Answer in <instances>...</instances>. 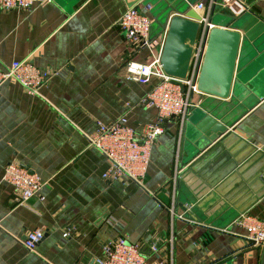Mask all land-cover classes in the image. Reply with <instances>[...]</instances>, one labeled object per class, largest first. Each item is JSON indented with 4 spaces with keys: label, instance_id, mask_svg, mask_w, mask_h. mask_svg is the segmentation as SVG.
<instances>
[{
    "label": "crops",
    "instance_id": "1",
    "mask_svg": "<svg viewBox=\"0 0 264 264\" xmlns=\"http://www.w3.org/2000/svg\"><path fill=\"white\" fill-rule=\"evenodd\" d=\"M174 1L184 14L210 10L211 0ZM237 1L231 9L218 2L210 15L228 26L238 15L251 33L232 95L192 93L191 113L162 123L145 187L106 178L108 159L88 135L98 122L125 117L141 138L156 121L157 108L142 100L159 79L135 81L127 64L161 56L168 1L49 0L29 11L0 9V69L17 60L57 72L35 95L16 79L0 87V264H103V245L119 238L140 245L145 264H261L262 251L247 246L234 221L245 213L264 218V0ZM133 6L152 19L153 47L132 45L120 27ZM200 109L227 128L203 148ZM9 163L44 183L26 204L4 180ZM34 230L44 238L30 251L24 242Z\"/></svg>",
    "mask_w": 264,
    "mask_h": 264
},
{
    "label": "built area",
    "instance_id": "2",
    "mask_svg": "<svg viewBox=\"0 0 264 264\" xmlns=\"http://www.w3.org/2000/svg\"><path fill=\"white\" fill-rule=\"evenodd\" d=\"M209 5L207 17L202 23H209L212 4ZM49 0H0V9L32 10L36 6L45 5ZM227 8L237 0H224ZM194 7L199 8L198 5ZM148 10L151 5L146 6ZM120 27L125 32L128 41L142 48L153 47L152 19L138 7H131L120 18ZM207 46V32L203 29L194 48L193 60L189 77L180 79L167 75L157 57L151 63L130 61L127 64L129 77L143 84H150L153 77L159 79L158 83L151 85L142 102L145 105L156 107L157 119L150 123L143 137L139 138L127 119L122 117L113 123L98 122L96 131L88 135L89 143L100 150L108 159L109 168L104 174L106 178H127L139 186L145 187L148 165L152 148L158 138L165 132L162 123L173 117H187L191 113L193 103L192 93L198 92L197 78L204 59ZM57 72L42 71L30 61H13L6 69H0V87L11 79H16L32 94H38ZM4 180L11 183L21 193V203L26 204L44 187L42 179L37 173L17 163H9L5 167ZM235 225L245 229L244 234L247 246L262 251L264 246V218L259 219L247 213L242 214L234 221ZM64 236H69L66 232ZM44 238L41 230L30 231L24 245L34 251L37 244ZM105 259L103 264H145L147 260L143 248L126 238L109 241L103 245ZM157 252V247L151 248ZM164 264V263H163Z\"/></svg>",
    "mask_w": 264,
    "mask_h": 264
},
{
    "label": "water",
    "instance_id": "3",
    "mask_svg": "<svg viewBox=\"0 0 264 264\" xmlns=\"http://www.w3.org/2000/svg\"><path fill=\"white\" fill-rule=\"evenodd\" d=\"M167 1L168 8L172 12L168 16L167 31L160 56L164 72L180 79L189 77L195 45L201 31L206 29L207 46L197 78L198 91L219 99L230 98L236 83L240 52L243 43L249 38L247 35L250 33L249 27L242 24V18L240 19L238 15L231 14L230 26L219 24L212 17L209 23L204 25L203 17L195 9L184 14V11H176L177 4L174 0ZM215 2L211 10L212 16L220 11L217 3L223 4V0H215ZM255 20L256 18L252 17L251 21ZM198 113L199 130L202 133L200 136L204 137L200 147L203 148L217 140L219 133H224L227 128L221 125L222 123L218 125L217 119L208 112H202L200 109ZM221 144H226V139H222L216 147ZM190 210L197 212L195 208ZM187 217L195 218L190 212L187 213ZM261 264H264V246L261 252Z\"/></svg>",
    "mask_w": 264,
    "mask_h": 264
}]
</instances>
